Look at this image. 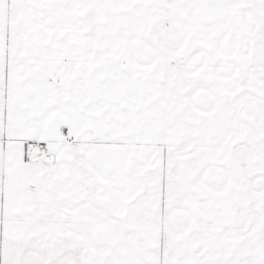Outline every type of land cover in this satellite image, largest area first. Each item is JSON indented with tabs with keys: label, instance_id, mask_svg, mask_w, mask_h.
Here are the masks:
<instances>
[{
	"label": "snow or ice",
	"instance_id": "obj_1",
	"mask_svg": "<svg viewBox=\"0 0 264 264\" xmlns=\"http://www.w3.org/2000/svg\"><path fill=\"white\" fill-rule=\"evenodd\" d=\"M0 264H264V0H0Z\"/></svg>",
	"mask_w": 264,
	"mask_h": 264
}]
</instances>
